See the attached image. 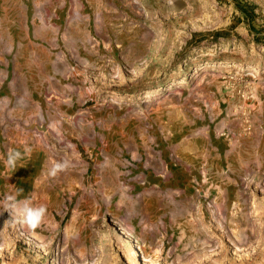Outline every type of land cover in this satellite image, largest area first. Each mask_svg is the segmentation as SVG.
<instances>
[{"label": "rangeland", "instance_id": "obj_1", "mask_svg": "<svg viewBox=\"0 0 264 264\" xmlns=\"http://www.w3.org/2000/svg\"><path fill=\"white\" fill-rule=\"evenodd\" d=\"M0 264H264V0H0Z\"/></svg>", "mask_w": 264, "mask_h": 264}, {"label": "clouds", "instance_id": "obj_2", "mask_svg": "<svg viewBox=\"0 0 264 264\" xmlns=\"http://www.w3.org/2000/svg\"><path fill=\"white\" fill-rule=\"evenodd\" d=\"M19 153L9 150L6 163L10 166L14 165ZM71 166V162L67 159L52 162L49 175L56 177L60 172L67 170ZM3 207L11 216L18 218L19 222L30 230H35L45 221L47 207L45 205L34 206L31 198L17 200L13 195H7L3 201Z\"/></svg>", "mask_w": 264, "mask_h": 264}, {"label": "bare ground", "instance_id": "obj_3", "mask_svg": "<svg viewBox=\"0 0 264 264\" xmlns=\"http://www.w3.org/2000/svg\"><path fill=\"white\" fill-rule=\"evenodd\" d=\"M203 90V89H202ZM240 201V200H239ZM239 203V202H238ZM239 206V204H238ZM76 219V218H75ZM76 225H75V222H72V224H70L67 229H66V232H65V239L66 240H69L71 237H73L75 231H76ZM236 236H239L238 234Z\"/></svg>", "mask_w": 264, "mask_h": 264}]
</instances>
